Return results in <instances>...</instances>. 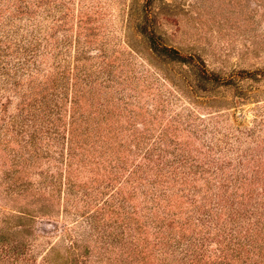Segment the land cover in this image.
Returning <instances> with one entry per match:
<instances>
[{
	"label": "rangeland",
	"instance_id": "374dc122",
	"mask_svg": "<svg viewBox=\"0 0 264 264\" xmlns=\"http://www.w3.org/2000/svg\"><path fill=\"white\" fill-rule=\"evenodd\" d=\"M37 1L0 0V61L22 60L15 47L21 35L15 33L19 26L27 28L24 6L33 2L35 6ZM40 5L35 7L36 21L51 24V19L44 16L45 3ZM147 11L154 33L165 44L184 55H196L214 72L237 76V85L245 91V97L238 98V87L230 84L221 85L217 93L192 92L190 84L194 79L191 81L186 72L188 66L157 56L148 38L138 29V24L145 28L142 22ZM65 12H69L66 21ZM55 13L56 37L72 34L70 46L75 47L77 32L83 33L91 41L90 49L99 51L89 66L96 81L91 88V84L83 83L89 89L83 90L81 105L90 115L79 125L78 155L72 165L78 175L75 193L69 196L61 187L63 191L50 199L56 209L48 212L52 217L66 220L65 227L73 237L70 240V233L37 237L35 243L40 253L54 243L63 245L72 240L83 243L84 239L90 246L89 249L82 246L89 264H162L160 241L172 245L179 240L180 250L190 244L205 243L195 259L194 256L188 259L189 264H264V234L255 246L240 252L233 249L224 252L214 240H202L201 222L196 219L185 222L191 207L181 196L185 184L173 179L174 174L162 176L156 169H147L143 178L136 174V163L144 151L165 131L168 141L183 142L189 138L201 145L196 136L189 137L183 126L175 129L171 125L175 111L194 109L219 127V138L223 134L231 138L242 136V131L255 127L256 120H264V0H56ZM101 60L103 66L99 64ZM51 62V59L46 62L45 69L50 68ZM252 71L257 72L255 77L248 76ZM18 100L14 97L16 103ZM16 109L13 105L10 112ZM87 128L91 137L83 135ZM262 129L260 134L264 136V126ZM212 136L210 133L209 137ZM243 137L244 145L256 147L251 152L264 158V138L255 143L254 138L246 134ZM254 137L258 138L256 134ZM9 139L0 130V207L10 212L22 210L21 206L29 207L24 210L41 215L36 207L44 197L37 189L43 187L49 191L50 175L64 174L67 159L50 163L43 158L35 166L24 167L17 163L21 158L17 160L8 149ZM143 144L146 147L141 151L139 147ZM44 145L50 150L49 158L59 157L61 148L48 141ZM12 146L18 148L16 143ZM61 146L66 148V142ZM196 183L200 186L203 181ZM152 188L165 195L157 210L149 212L153 203L147 196ZM166 194L172 195L170 201ZM78 208L84 213L77 215ZM153 212L159 216L157 222H151ZM2 213L0 208V238L6 248L0 245V255L6 256L4 250L24 235L10 232L9 227L16 221ZM26 223L30 232H38L39 220L28 218ZM158 225L169 235L156 232ZM138 242L144 245L141 253ZM40 253H36L34 264L40 263Z\"/></svg>",
	"mask_w": 264,
	"mask_h": 264
},
{
	"label": "trees",
	"instance_id": "16d2710c",
	"mask_svg": "<svg viewBox=\"0 0 264 264\" xmlns=\"http://www.w3.org/2000/svg\"><path fill=\"white\" fill-rule=\"evenodd\" d=\"M40 3H45L44 16L51 19V24L44 25L36 21L35 7H42ZM33 4L34 2L26 4L22 10L23 14L28 16L24 18L27 28L19 26V31L15 33L21 35L15 47L22 60L14 63L10 60L0 61V130L10 136L7 144L10 143L11 146L8 149L14 153L17 160L21 158L18 164L31 167L39 164V160L43 158L50 163L62 162L65 158L67 168L64 174L50 175L52 186L49 191L38 187L37 192L43 193L44 197L41 204L36 207L37 213H42L41 215L36 216L24 210L29 207L21 206L22 210L14 209L10 212L1 205L2 214L10 215V218L16 221L9 227L10 232L24 236L4 250L6 256L0 255V264H34L37 261L36 253H40L35 243L37 237L56 233L66 236L70 233V240L72 239L73 234L65 227L66 220L52 217L48 212L56 209L53 200L51 202L50 199L56 198L57 193L63 191L62 188L67 190L69 196L75 193L78 175L75 174L72 165L78 155L77 144L81 135L79 125L90 115L82 108L81 98L83 90L89 89L85 85L91 84V88L96 81L92 79L93 72H90L92 66H89L95 60L98 48L90 49L91 41L87 40V35L83 33L79 35L77 32L75 47L70 46L74 38L72 34H65L62 38L56 37L58 31L56 0H38L35 6ZM68 15L69 12H65V21ZM144 18L145 22L142 23L145 28L139 24L137 27L148 38L150 48L160 58L188 66L186 72L191 81L194 79L190 84L192 92L217 93L216 89L221 85L230 84L238 87L236 90L238 98L245 95L244 90H239L237 76L214 72L208 68L205 61L198 60L196 55H184L179 49L165 44L154 33L148 11ZM66 23L64 22L65 25ZM99 49L103 51L102 47ZM49 59L52 60L50 68L45 69L44 65ZM72 60L75 62L72 63ZM103 63L101 60L99 64L103 66ZM256 75V71L248 72V76ZM186 78L188 79L187 75ZM197 88L201 90H194ZM8 92L11 94H6ZM14 97L19 99L17 103ZM13 105H16L17 111L11 113ZM174 113L170 119L171 125H175V129L183 126L190 133L189 137L196 136L201 145H196L194 140L189 138L183 142L168 141L165 131L158 140L149 144L146 151L144 144L139 147L144 153L136 163V174L143 178L147 169H156L161 171L162 176L174 174L173 179L185 184L181 189V196L191 207L185 222L195 219L201 222L204 228L202 240H214L220 244L219 249L222 248L224 252L232 249L240 252L246 247L255 246L254 243L264 234V158L258 153L251 152L257 150L256 147L244 145L246 138L243 134L254 138L255 143L263 141L264 136L260 133L264 120H256L255 127L242 131V136L234 135V138H231L229 134H223L219 138L217 136L220 132L219 127L206 121L194 109L187 107ZM210 133L213 135L212 138L209 137ZM255 134L257 139L254 137ZM83 135L91 137L90 129L87 128ZM47 141L52 146L61 148L58 150L61 160L58 156H55L54 160L53 157L49 158L50 150L44 145ZM63 142L67 144L66 148L61 146ZM12 143H16L18 148H14ZM199 180L203 181L200 186L196 183ZM152 189L151 195L147 196L153 203L149 212L152 209L157 210L162 196L165 195V192ZM173 192L175 190H172ZM166 195L170 196L168 199L170 201L172 195ZM78 210L80 212L77 215L84 213V210L79 208ZM176 214L175 212L174 218ZM147 216L150 217V213ZM28 218L33 221L39 220L36 234L30 232V227L26 223ZM158 218V214L155 215L154 212L153 217H150L151 222H157ZM156 228V232L169 235L163 227L158 225ZM82 241L84 244L81 240H72L69 244L63 245L54 243L40 253L39 264H89L82 246L85 245L88 249L90 246L86 240ZM137 244H139L137 249L141 253L144 245L140 242ZM180 244L179 240L172 245L160 241V249H163L162 264H189L188 259L192 256L195 259L205 245L204 242L200 246L190 244L180 250ZM0 245H5L2 237Z\"/></svg>",
	"mask_w": 264,
	"mask_h": 264
}]
</instances>
